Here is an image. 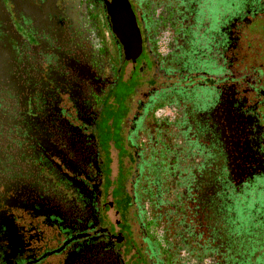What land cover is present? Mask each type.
Wrapping results in <instances>:
<instances>
[{
    "label": "flooded vegetation",
    "instance_id": "obj_1",
    "mask_svg": "<svg viewBox=\"0 0 264 264\" xmlns=\"http://www.w3.org/2000/svg\"><path fill=\"white\" fill-rule=\"evenodd\" d=\"M0 264H264V0H0Z\"/></svg>",
    "mask_w": 264,
    "mask_h": 264
}]
</instances>
